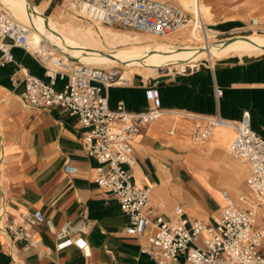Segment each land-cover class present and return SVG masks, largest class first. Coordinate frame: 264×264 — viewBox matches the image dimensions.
<instances>
[{"label": "crops", "instance_id": "obj_1", "mask_svg": "<svg viewBox=\"0 0 264 264\" xmlns=\"http://www.w3.org/2000/svg\"><path fill=\"white\" fill-rule=\"evenodd\" d=\"M204 1L200 0L201 6ZM208 1L212 6L205 7L210 12L213 6L221 7V14L239 17L218 21L212 11L214 31L244 27L251 20L264 28V0ZM12 55V63L0 66V203L5 197L2 221L10 223L25 211H39L58 229L83 217L88 228L80 238L90 254L85 257L76 245L53 251L54 235L45 224H39L31 227L33 238L42 245L38 251H24L22 244L8 248L7 237L0 234V264H157L140 251L147 235H127L129 221L118 201L95 184L97 164L84 151L83 128L77 119L64 109L24 107L20 98L24 86L14 87L10 78L19 76L20 67L42 80L46 78L31 55L19 48H13ZM263 58H226L217 61L213 70L199 66L189 71L183 70L190 67L173 68L160 80H152L160 91L165 113L132 141V174L136 185L151 189L149 206L157 213L169 216L176 207H182L188 218L209 222L224 206L222 192L234 199L222 187L231 186L229 174H241L227 153L235 131L219 125L204 145L195 146L191 142L193 116H213L218 110L222 119L238 123L247 112L253 130L263 135ZM213 85L223 89L218 107ZM144 88L136 89L131 84L110 88L109 106L115 108L122 101L129 111H143L148 106ZM159 203L163 206L158 207ZM178 264L188 263L180 257Z\"/></svg>", "mask_w": 264, "mask_h": 264}, {"label": "built area", "instance_id": "obj_2", "mask_svg": "<svg viewBox=\"0 0 264 264\" xmlns=\"http://www.w3.org/2000/svg\"><path fill=\"white\" fill-rule=\"evenodd\" d=\"M67 1L86 20L157 39L192 25L197 26L203 41H207V32H215L212 37L219 42L253 32L264 35V28L257 27L253 20L244 27L214 31L211 25L197 21L179 5L161 0ZM29 31L30 26L0 11V66L12 63V49L19 48L42 67L46 80L33 76L24 67L18 69V77L10 78L14 87L24 86L20 94L22 104L34 110L64 109L77 119L83 128L84 151L97 164L95 184L118 201L120 211L129 221L125 228L127 235H147L141 253L157 264H178L180 257L188 264H264V134L253 130L247 112L238 123L224 119L220 122L218 110L213 116H193L191 142L195 146L204 145L219 125L233 128L235 136L227 153L248 169L249 196L240 195L235 203L227 192H222L224 206L209 222L188 218L182 207H176L169 216L157 213L149 206L151 189L136 185L132 174L135 162L132 141L165 113L155 82L145 85L143 95L148 106L143 111H129L122 101L111 108L108 91L114 85L113 77L104 69L53 56L44 46L41 51L31 53L27 42ZM58 83H62L59 88ZM222 95L223 90L214 85L216 107ZM4 198L0 203V234L7 237L8 248L22 244L24 251H38L42 245L33 238L31 227L45 224L55 237L53 251L76 245L85 257L89 256L88 246L80 238L88 228L85 218L54 229L39 211H25L17 220L4 223Z\"/></svg>", "mask_w": 264, "mask_h": 264}, {"label": "bare ground", "instance_id": "obj_3", "mask_svg": "<svg viewBox=\"0 0 264 264\" xmlns=\"http://www.w3.org/2000/svg\"><path fill=\"white\" fill-rule=\"evenodd\" d=\"M65 2L66 6L58 17L46 16V4L34 5L30 0H0V11L30 26L27 42L31 53L49 45L56 57L104 69L114 81H120L116 85H127L135 79L142 81L148 77H161L162 72L173 68L180 70L206 63L214 69V63L226 58L242 60L264 56V35L255 32L224 42L212 37L215 32H207V41H203L197 33V26L192 25L157 39L86 20L73 3ZM169 2L182 7L197 21L209 25L206 21L212 17V11L202 7L200 0ZM120 68L121 71L118 70ZM219 121L223 122L221 117Z\"/></svg>", "mask_w": 264, "mask_h": 264}, {"label": "rangeland", "instance_id": "obj_4", "mask_svg": "<svg viewBox=\"0 0 264 264\" xmlns=\"http://www.w3.org/2000/svg\"><path fill=\"white\" fill-rule=\"evenodd\" d=\"M34 5H41L42 2L43 4H46L45 5V9H44V14L46 16H55V17H58L59 14L61 13V10H64L65 6H66V2L65 0H30ZM45 2V3H44ZM175 4V3H174ZM48 5V6H47ZM177 5V4H176ZM212 6L209 1L206 2V0L204 1L203 3V7L205 8V6ZM217 9H220V10H217ZM217 9L213 6V13L215 15V18L216 19H219L218 21H224V20H227V19H231V18H239V17H227L225 14H221V11H223L224 9L221 8V7H217ZM240 19H243V18H240ZM207 24L209 25H213L215 22L213 21V15L212 17H208V20L206 21ZM114 29L116 30H123V31H130L128 29H120V28H115L113 27ZM131 32V31H130ZM45 43V42H44ZM46 44V43H45ZM47 45V44H46ZM48 47V50L51 52L52 48L47 45ZM49 47L51 48V50L49 49ZM52 53V52H51ZM53 56H56L53 54ZM264 60V58H263ZM82 63V62H80ZM216 65V63H214ZM200 68H203V69H207L208 66H206V63H203L202 65L199 66ZM189 69L191 70L192 68H186L185 70L183 71H189ZM119 71H121L122 69H118ZM213 70V69H211ZM179 71V70H178ZM181 71V72H183ZM166 72H162V75L165 74ZM119 78V77H118ZM153 79H157V80H160L161 77H156V78H153V77H148L147 80H142L140 81L139 79H135L133 80L131 84L134 88L138 89V88H141L143 87L144 85H146L147 83H149L150 81L152 82ZM120 82L118 79L114 82V85L112 87H110L111 89L112 88H121V87H127L129 84L127 85H116V83ZM154 82V81H153ZM214 87V85H213ZM213 90V89H212ZM223 90V89H222ZM232 162H236L237 166L240 168V171H241V174H238V176H234L233 174H229L228 176V179L227 181L231 182V186L230 185H223L225 187H222V191L225 190V191H228V193L235 199V197L239 196L240 194H248L247 192V187H246V178H247V175H248V171L245 169L244 165L241 164L237 159H232L230 156L228 157ZM240 173V172H239ZM234 177V179H233ZM237 203V202H236ZM258 212L262 213L259 209H258Z\"/></svg>", "mask_w": 264, "mask_h": 264}, {"label": "water", "instance_id": "obj_5", "mask_svg": "<svg viewBox=\"0 0 264 264\" xmlns=\"http://www.w3.org/2000/svg\"><path fill=\"white\" fill-rule=\"evenodd\" d=\"M224 42V41H223Z\"/></svg>", "mask_w": 264, "mask_h": 264}]
</instances>
